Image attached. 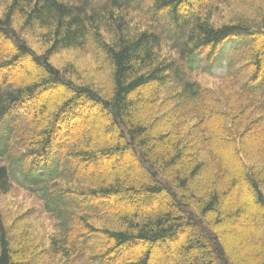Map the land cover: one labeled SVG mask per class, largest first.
<instances>
[{
	"label": "trees",
	"instance_id": "16d2710c",
	"mask_svg": "<svg viewBox=\"0 0 264 264\" xmlns=\"http://www.w3.org/2000/svg\"><path fill=\"white\" fill-rule=\"evenodd\" d=\"M0 3V264H264V0Z\"/></svg>",
	"mask_w": 264,
	"mask_h": 264
},
{
	"label": "rangeland",
	"instance_id": "374dc122",
	"mask_svg": "<svg viewBox=\"0 0 264 264\" xmlns=\"http://www.w3.org/2000/svg\"><path fill=\"white\" fill-rule=\"evenodd\" d=\"M243 5L244 10L248 12L252 11L250 9L251 5L249 2H246ZM3 8V3H0V14ZM229 10L230 8L227 10L225 5H219V7L214 11V15L218 20L223 21L228 19ZM21 34V36L27 40V43L31 45V47L36 49L39 47V44H36V38L33 35L27 32H21ZM92 57V53L83 54L81 51H68L57 55L54 58V63L56 65L62 66L67 61H72L78 65L79 70L81 69L82 76H92L94 79H98V74L96 71H94V67H96V65L93 62L94 59H92ZM211 71L213 72L214 76L223 75L225 73V62L216 64V66ZM192 77L206 85L214 83L213 77L202 73H195L192 75ZM1 209L5 215L8 213L11 219L16 218L17 215L21 214L23 218H27L28 221L40 226L39 231L42 233H48L51 231L52 222L49 220L48 216L42 212L39 202L34 197L20 189L12 188L2 197Z\"/></svg>",
	"mask_w": 264,
	"mask_h": 264
}]
</instances>
